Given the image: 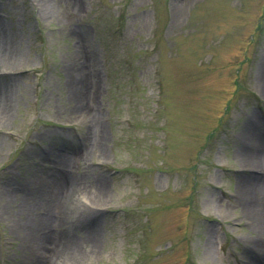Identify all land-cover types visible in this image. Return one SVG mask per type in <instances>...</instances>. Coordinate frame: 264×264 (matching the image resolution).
<instances>
[{"label": "rangeland", "instance_id": "1", "mask_svg": "<svg viewBox=\"0 0 264 264\" xmlns=\"http://www.w3.org/2000/svg\"><path fill=\"white\" fill-rule=\"evenodd\" d=\"M0 35V264L46 219L50 264H264V0H0Z\"/></svg>", "mask_w": 264, "mask_h": 264}, {"label": "bare ground", "instance_id": "2", "mask_svg": "<svg viewBox=\"0 0 264 264\" xmlns=\"http://www.w3.org/2000/svg\"><path fill=\"white\" fill-rule=\"evenodd\" d=\"M1 32H5L1 29ZM1 37V35H0ZM2 42L0 43V65L6 63H12L16 58L15 52L13 50V43L12 41H8V39L1 38ZM6 40V44H5ZM10 106V99L8 94L5 92H0V119L6 118L8 114V109ZM256 137V136H255ZM259 137V136H257ZM256 137V138H257ZM262 154H255V157L252 158L250 162V167L255 169H260L263 166L264 162V146L258 147ZM259 151V152H260ZM60 177V175H57ZM252 186H254V190H252L251 185L247 186V182H244L240 185V191L244 195V199H246V211L249 216L254 220L258 221V225H260V231L264 233V197H261V193L264 192L262 177L260 176H253ZM254 194L258 196L257 200L255 201ZM49 220L46 219L43 225V232L44 235L40 237L38 240L35 236L30 235L29 241L30 249L33 250V255H36L37 264H50L53 260H57V258H66L72 257L73 255L77 254V247L75 246L72 240H65L56 241L54 240L55 233L49 232ZM32 236V237H31Z\"/></svg>", "mask_w": 264, "mask_h": 264}]
</instances>
